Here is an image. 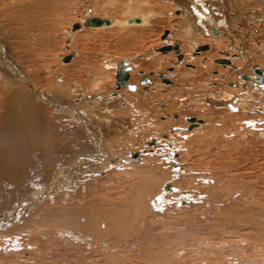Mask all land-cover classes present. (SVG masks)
Here are the masks:
<instances>
[{
    "label": "rangeland",
    "instance_id": "obj_1",
    "mask_svg": "<svg viewBox=\"0 0 264 264\" xmlns=\"http://www.w3.org/2000/svg\"><path fill=\"white\" fill-rule=\"evenodd\" d=\"M90 1L66 0L63 6L60 0H0L1 36L3 35L5 42L8 41V48L13 44L11 47L16 61L20 64L21 60L20 65H29V70L36 72L37 69L43 71L45 65L51 63V71L56 67L54 72L65 71L64 75L68 74V78L74 79L71 86L80 81L76 87L82 90L73 92V98L78 94L83 96V90L90 89L96 74L97 77L105 72L112 75L117 66L115 63H120V60H129V65L133 68L130 84H137L143 74L153 75L152 80L162 87L154 94L150 93L146 97L138 92L123 91L122 94L126 93V96L122 95L125 104L121 103L120 108H112V115H108L112 120L122 121L123 127L112 126L113 129L109 128L108 133H103L102 150L97 155H100V159H107L111 155L124 157L130 153L132 156L143 149L144 142L158 138L163 132L172 137L171 141L179 155L178 160L184 163V174L178 173V170L173 171L172 166H169V173L164 169L150 170L149 161H159L155 153L149 155V158L145 157V161L128 158V165H112L100 177L84 174L76 180L77 177L74 176L76 179L71 183L73 186L68 187L71 189L59 188L71 195L68 198L59 195L61 204L54 206L56 209L50 210L41 201L39 206L36 204L33 210L28 211L30 218L27 215L21 220L23 232L20 227L11 229L12 232H7L8 234L0 232V264H141L152 260L158 264H264V85L260 75L255 74L256 69L264 74V50L260 47L264 41V23L260 25L250 21L254 28L251 31L252 29L241 27L239 21L231 20V23L236 21V24L230 28L245 37L237 39L236 45L241 47L246 41L253 54L256 50H263L262 55L256 53L259 56L254 58L252 66L245 61L242 67L237 68L253 79L247 86L240 85L236 89L227 83L230 80L229 73L232 72L229 67L231 64L209 63L214 69L204 70L198 67L204 65L200 61L197 67L193 64L190 67L191 63L184 61L182 65L175 67L174 63L178 60L172 61L174 57L171 60L165 59L166 55L153 51L161 47L164 32L175 29L182 19L176 15L174 3L168 6L170 2L162 0H150L148 3L107 0L105 5L94 8L90 6ZM254 7L258 12V6ZM149 10L158 16L155 14V17H151L147 25L128 28L114 26V29L105 28L100 29L101 31L82 30L72 37L67 33L71 24H77L91 11L99 17L122 21L129 19L131 15L145 14ZM26 21L30 24H25ZM35 21L40 22L38 25L41 26L35 24L36 28L32 27ZM10 25L13 29H10ZM28 28L30 29L27 30ZM11 30L15 35L20 34V37L17 35L18 37L13 36L15 39H7L6 35H10ZM30 30H35L36 34L39 32V39L43 42L36 39V42L33 40L34 42L29 43L30 39L24 40L30 38ZM258 34L259 45L255 42ZM168 38L165 41L169 43L177 41L175 37ZM69 39L72 40L70 43ZM20 40L29 46L21 47L23 44ZM219 42L222 48L229 45L222 37ZM183 46L187 47L185 43ZM68 50L76 52L77 59L69 67H63L58 62ZM218 50L220 49L213 46L211 55L215 58L220 56ZM35 51L36 54H33ZM68 55L64 58L65 64L70 62L67 61ZM28 60L32 62L29 61V64ZM220 67L223 71L217 73L218 77L213 82V72L219 71ZM173 68L175 71L171 76L170 69ZM43 72V76L50 74L45 70ZM234 74L239 78L240 73L234 71ZM232 79L234 82L235 77ZM114 80V77L102 79L100 89L97 86L93 92L99 91L104 95L115 91ZM164 80L169 83H164ZM42 84L45 86V83ZM169 86L171 88H167ZM165 88L167 89L162 90ZM51 90L53 93L57 92L53 88ZM221 91L224 95L239 96V100L235 97L233 103V108L239 109L237 113L231 112L228 106L202 100L204 96L207 98L209 94ZM196 95L199 97H194ZM214 95L219 96L216 93ZM97 106L102 107L103 102ZM6 115L8 112L0 109L2 123L10 118ZM186 118L203 121V124L200 125L201 128L183 132V129L190 127ZM168 128L171 131L175 128L181 130L172 134ZM88 139L92 141V138ZM159 151L165 155L168 152L167 149ZM53 164L54 167L57 164L56 157ZM174 164L172 165L176 167L178 162ZM102 165L97 163L95 167L101 170ZM43 183L47 188H54L49 179H45ZM164 183L172 184L180 191L189 190L194 198L188 199L183 206H177L181 201L179 193L158 190ZM15 199L21 202L25 197L20 195ZM26 199L30 201L28 195ZM0 208L6 210L7 206ZM87 242L90 243V248L87 247Z\"/></svg>",
    "mask_w": 264,
    "mask_h": 264
},
{
    "label": "bare ground",
    "instance_id": "obj_2",
    "mask_svg": "<svg viewBox=\"0 0 264 264\" xmlns=\"http://www.w3.org/2000/svg\"><path fill=\"white\" fill-rule=\"evenodd\" d=\"M50 1H52V0H50ZM60 1H61L62 5L64 6L66 0H60ZM105 1H107V0H91L89 2V4H90V6H93L94 8H98L101 4L105 5L106 4ZM149 1L150 0H136V2H141V3H148ZM154 1H157V0H154ZM162 1L163 2H165V1L170 2L169 5L167 4L168 6H171L174 3L175 7L177 8V11H175V13H176V15H178V17H180L182 19L179 20V23L176 25L177 27L175 29L165 31L164 35L162 36L163 43L162 44L160 43L161 47H159V48L162 49L164 47H170V49L165 50V51H160V49L158 48V49L153 50L155 53H161L163 55H166L165 59L171 60V57H174V59L172 61H174L175 59H176L175 61H177V60L179 61V62L177 61L176 63H174L175 67H178L184 61H186L187 63L188 62L191 63V65H189L190 67H192V64L196 66L198 64V62L200 61V63H202L204 65L203 66L199 65L198 67H199V69H204V70L208 69V68L214 69V67H211L209 63H211V64L217 63V64H224V65L225 64H231L229 67L232 68V72L229 73L230 80L228 79L229 81L227 82L231 88L234 87V88L238 89V88H240L239 87L240 85H246L247 86L248 83L251 82L253 77H250L249 75H245V73H242V71H240V70L238 71L237 68L242 67L243 63L245 61L247 62L246 64L252 66L253 62H254V58L256 56H259L257 54L262 55V52L264 50V41H262L261 42L262 45H260V47L263 50H260V52H257V50H256L257 54L256 53L253 54L252 50H251V46H249V44L246 41H244L243 45L241 44V47L236 45L237 39H243L245 37L242 34L236 33L235 29H231L230 27H231V25L234 26L236 24V21H239L241 27L247 28L249 30L252 29L251 31H253L254 28L251 26L250 21L255 22V23H259L260 25H261V23L263 24L264 23V0H162ZM41 2H42V0H41ZM167 2H165V3H167ZM21 3H23V2H21ZM21 3H19V4L21 5ZM32 3H30V4H32ZM160 4H162V3H160ZM47 5H46V8L51 10V7L50 6L48 7ZM254 5L258 6V12H256V8L254 7ZM59 7H60V5H59ZM163 8H166V7H163ZM38 9H39V7H38ZM88 14L89 15H87L86 18L95 17V18H99V19H108L110 21V25L109 26L102 25L101 27H84L83 23L85 22L86 18H83L82 20L76 22V23L80 24V28L78 30H73L72 29L73 24L70 25L69 30H67V33L69 36L72 37V35L80 32L82 30H88V31L92 30L93 31V30H100V29L103 30L105 28H112V27L114 29V26L115 27L116 26H122V27H126V28H128L129 26H132V27L143 26V25L148 24L149 19L151 17H155L157 15L152 10H149V11H146L145 14L142 13V14H137V15L136 14L131 15L129 19L119 21L116 19L108 18V17H99L98 15H95L92 11L89 12ZM8 18H10V17H8ZM28 18H30V17H28ZM4 19H6V18H4ZM233 19L236 21L234 23H231L232 22L231 20H233ZM32 22H34V21H32ZM27 23H28V21L25 22V24H27ZM38 23H40V22H38ZM38 23L35 21V23H32V25H33L32 27H34L35 24L38 25ZM28 24H30V23H28ZM28 26H26V27H28ZM38 26H41V24ZM255 27H256V25H255ZM8 28H7V30H8ZM11 28H12V26L10 25V29ZM16 28H18V27H16ZM34 28H36V26ZM29 29L30 28H28L27 30H29ZM34 31L30 30V32H31L29 35L30 38L29 37L24 38V40L26 39V41H27V39H30V41H28L29 43L33 40L35 41L36 39L41 40V39H39L41 34H39V32H38V34H36V32H34ZM24 32H25V30H24ZM2 33L3 32L0 31V109L5 111V112H8V115H6V116H10V118H8V121H5L4 123H2L3 121H1L2 118L0 117V121H1L0 122V206H7L6 210H3L4 207H3V209L0 208V232L2 234L3 233L6 234L7 232H10L11 229H16L18 227L21 228V220L28 217L29 216L28 211L33 210V208H35V205L40 204L41 201H43V204H46L47 207L49 206L48 208H50V210L54 209L55 208L54 206H56L58 203L60 205L61 203H60L59 198H58V197H60L59 195H63L66 198H68L69 195H71V194L70 193L68 194L66 191L65 192L62 191L63 189L60 191L59 188L60 187L61 188L67 187V189H68V187L70 185H72L71 183L74 182V180H73L75 178L74 176L77 177V179L75 178L76 180L80 179L81 176H83L84 174L85 175L90 174L93 177L94 176L100 177V175H103V173L106 174V172L108 171L107 168L112 166V165H117V166L128 165L129 159H131V158L133 160H138V161L144 160L145 161V159L147 157L149 158V155L155 154V153L158 156L157 160H159V161L157 162L156 160H154V162H153L152 160H150L149 161V163L151 165L150 170L155 171L157 169H159V170L164 169V171L167 170L166 173H169V166H172L173 171L178 170V173L184 174V168H183L184 163L183 162L180 163L178 160L179 155L176 153L177 148L176 149L174 148V143H173V141H171L172 137H170L169 134H164L163 132L161 133V136L159 135L160 137L158 136V138H152V139L144 142L145 148L143 147V149H141L138 152L135 151L137 156H134L133 154L131 156L130 155L131 153H130L128 156H124V157H121V156L117 157V155H116V157H114L113 155H111L110 157H108L106 159V157L103 155L105 157V159H100L99 158L100 155H97V154H100V152L102 150L101 149L102 148L101 147V141L104 139V135H105V134L103 135V133L104 132L108 133L110 129H113V127H115V128L116 127L117 128L123 127L122 121H119L116 119L112 120L108 116L111 114L112 108H114V109L120 108L122 106L121 103L125 104V100L123 99L122 95L126 96V93L122 94L123 91L124 92L125 91H128V92L131 91V93L132 92H134V93L138 92V93H141L142 96H146V97H148L150 93L154 94V92L160 90L162 87L155 84V82L152 80L153 75L151 76V75H147V74L144 75L143 74L140 79L138 78L139 80L136 82L137 84H130V81L132 78V75H131L132 71L131 70L133 68L131 65H129L130 64L129 60H123V61L120 60L121 61L120 63H118V64L115 63V65H117V66H115L116 68L114 67L115 70L113 68L114 73H112V75L109 73H106L105 71H103L105 73H100V75H101L100 77H97V74H96L95 77H93L94 79L91 82V86L89 85L90 89L87 91L83 90V92H82L83 96L78 94V96L73 98L72 97L73 92H78V90H82L81 88L79 89L76 87V85L79 84V82H80L79 80H78L79 81L78 83L74 84L75 87L73 85L71 86V83L74 79L68 78L67 77L68 74L64 75V74H66L65 71L63 73L54 72L56 70V67H53L55 69H53L54 71L53 70L51 71V66H50L51 63H49L50 65H45V68H44L45 72L46 71L50 72V74L48 73L49 74L48 76L42 75V72L44 70L41 71V69H40V71H38L39 69H37L35 72L32 70H29V68H30L29 65H28V67H26L24 65H20V64H22L21 60H20V64L16 61L15 54L13 52L14 50L11 47V46H13V44L11 46H9V48H8L6 45V44H8V41L5 42L6 40L3 38V35L1 36ZM4 33L6 34L5 31H4ZM10 33H11L10 34L11 36L6 35L7 39H10V40L12 38H14L13 36L18 37L20 35V34L19 35L17 34L18 36L15 35L16 33L15 34L12 33V30ZM23 34H25V33H23ZM27 36H28V34H27ZM171 37H175L177 39V41H175L173 43L172 42L169 43V42L165 41V40H167V38L170 39ZM220 37H222V39H225L229 42V45L226 48L225 47L222 48L221 43L219 42ZM258 37H260L259 34L255 36V42H256V44L259 45V42H258L259 38ZM47 41H49V40H47ZM71 41L69 39L68 43H70ZM20 42L23 44V42L21 40H20ZM183 43H185L187 45L186 48L183 46ZM14 44H15V41H14ZM24 45H25V43L23 45H21V47ZM26 45L24 48H26ZM35 45H36V43H35ZM27 46H29V45H27ZM31 46L32 45H30V47ZM48 46H49V43H48ZM213 46H216L217 49L218 48L220 49V50H218L220 53V56H218L216 58H215V56L211 55V53L213 51ZM30 47H28L29 53H31ZM34 47L32 50H34ZM183 47L187 50H184ZM202 47H207V49L201 50ZM27 51H25V52H27ZM68 51L69 52L67 54L65 53V54H63V56L60 57V62H58V63H61V65L63 67H69V65H72L74 63L75 59H77L76 52H74L73 50H71L72 52H70V50H68ZM23 52H24V49H23ZM36 52L37 51H35V53H33V54H36ZM68 54L71 55L69 57L70 62L68 61L69 63L65 64L64 58ZM192 54L195 55L196 57H194ZM17 56H19V55L17 54ZM38 56H40V55H38ZM30 60H32V58H30ZM30 60H28V62ZM221 60L226 61V62L221 63L220 62ZM124 61H126V65H123V69H125V70L127 69L126 72L124 73V74H126V77H124V75L120 72L117 73L118 68L122 66L121 64H123ZM30 62H32V61H30ZM30 62H29V64H30ZM58 66H59V64H58ZM111 67H113V66H111ZM222 67L226 68L225 66H222ZM222 67L219 68V71L213 72V80L218 77L217 76L218 72L223 71ZM33 68H35V67H33ZM105 68L107 69V66H105ZM233 69H234V71H236V73H240L239 78L236 76V74H234ZM59 70H61V68H59ZM170 71H172V73H170V75L172 74L171 76H173L175 69L174 68L170 69ZM228 71H229V69H228ZM77 74H79V71ZM255 74L260 75V77H261L260 80H261L262 84L264 85V74H262L257 69L255 70ZM45 75H46V73H45ZM117 76H118V79H117ZM110 77L115 78L114 83H113L114 87L116 84V88H114L115 91L108 93L109 96H106L108 94L103 95L99 91H97L95 93L93 92L94 88L96 89V87L99 86V83L102 79L110 78ZM143 77L146 79L143 80ZM232 77H235L234 82H233ZM120 78L125 79V83H122L120 81ZM162 78H164V77H162ZM69 79H71V81H69ZM209 81H211V80H209ZM54 82H55V84H53ZM213 82H215V80ZM42 83H45V86ZM87 83H89V82H87ZM164 83H169V81L164 80ZM46 84L48 85V87ZM154 85H156V86H154ZM56 87L58 88V90ZM78 87H79V85H78ZM51 88H53L54 91L56 90L57 92L53 93L52 92L53 90H51ZM167 88H171V87L169 86ZM167 88L162 89V90H166ZM223 88L224 87H222V90H224ZM97 89H100V86H99V88L97 87ZM94 91H96V90H94ZM231 92L233 93L234 91H231ZM215 93L218 94L219 96L214 95ZM170 96H171V94H170ZM208 96L209 97H207V98L205 96L202 97V100L204 101V99H206V101L207 100L211 101V103L216 102V103L221 104L225 107L228 106L231 108L230 109L231 112L237 113L239 111L238 108L237 109L233 108V103H234L235 97L239 100V96L224 95V93H222V91L221 92H214L213 94H209ZM127 97H128V95H127ZM194 97H199V96L196 95ZM108 98L110 101L108 100ZM126 99H128V98H126ZM101 101L103 102V106L99 108L97 106V104L100 103ZM203 101H201V103ZM122 109L123 108H121V110ZM117 112L118 111H116L115 113H117ZM118 114L119 113H117V115ZM141 114H143V113H141ZM4 116H5V114H4ZM128 119L130 120V118H128ZM186 120L189 122L188 123L189 125H193V128H198V127H200L201 124H203V121L197 122L198 120H194L191 118H186ZM193 120L195 121L194 123H192ZM112 121H113V123H111ZM110 124H112V125H110ZM163 124H164V122H163ZM126 126H128V125H126ZM165 126H167L166 123H165ZM181 128H187V127H181ZM187 129H183V132H185L184 130L189 131ZM179 130H181V129L175 128L173 131H171L169 129V132L174 134V132L178 133ZM112 133H113V131H112ZM182 133H180V134H182ZM88 138H92V141H89ZM107 139H108V137H107ZM140 148H142V147H140ZM161 149L162 150L167 149L168 150L167 155L163 154L164 152L162 153L161 151H159ZM108 151H106V152H108ZM172 153H174L176 156H173ZM108 155H110V154H108ZM19 157L21 159H19ZM54 157L57 158V164H55V167L53 166L54 165L53 164ZM136 157H137V159H136ZM171 160H173L174 163L178 162V165L176 166L177 168H175L174 165H176V164L172 163ZM97 163L103 164L101 170L96 169L95 166ZM172 164H174V165H172ZM52 166L54 168H52ZM160 166H162V168ZM16 178H18L20 180H15ZM45 179L51 180L52 186H54V188L53 187L47 188L48 186L46 187L45 184L43 183L45 181ZM81 181H84V180H81ZM163 185L161 184L160 188L158 190H160V191L166 190V191H171V192H177L180 194L181 201H179L177 203V206H183V205L187 204V200L191 199L193 197L192 193L189 190H182V191L177 190V189H175L176 186H174L172 184H169V185L173 189H168L165 186V185H167L166 183H164ZM49 186H51V185H49ZM81 186H82V184H81ZM69 189H71V188H69ZM73 189H75V188H73ZM20 195H23L25 197V199H24L25 201L21 200V202H17V200L19 201L20 198L19 199H15V198H16V196L20 197ZM27 195L30 197L29 202L26 199ZM6 197H8V198H6ZM37 209H38V207H37ZM50 210H48V211H50ZM38 211H40V210H38ZM40 212H42V211H40ZM51 214L52 213H50V215ZM56 214H58V213H56ZM44 215L42 217H44ZM56 216H58V215H56ZM56 216H54V217H56ZM30 217L31 216H29V218ZM46 217H47V215H46ZM140 217H141V215H140ZM39 218H41V217H39ZM47 219L48 218H46V220ZM144 219H146V218H144ZM36 221L38 222L39 220H36ZM32 222H33V220H32ZM76 222L79 223V221H77V220H76ZM24 224L25 223H23V226H24ZM15 225H16V227H14ZM28 225H30V224L28 223ZM22 228L24 229V227H22ZM22 228H21V231H22ZM5 240H6V238H5ZM11 240H12V238H11ZM11 242H13V240ZM86 245L88 248H90V243L87 242ZM8 247H13V246H8ZM141 264H158V263H155L152 260V261H145V262L143 261V262H141Z\"/></svg>",
    "mask_w": 264,
    "mask_h": 264
},
{
    "label": "water",
    "instance_id": "obj_3",
    "mask_svg": "<svg viewBox=\"0 0 264 264\" xmlns=\"http://www.w3.org/2000/svg\"><path fill=\"white\" fill-rule=\"evenodd\" d=\"M102 25L109 26L110 25V21L108 19H99V18H95V17H90V18H87L85 20V22L83 23L84 27H101ZM79 28H80V24H78V23L73 25V27H72L73 30H77ZM169 49H170V47H164V48L160 49V51H165V50H169ZM203 49H207V47H202L201 50H203ZM70 56L71 55H68L67 61H69V59H70L69 57ZM124 62H123V64H121L122 66L118 68L117 73L120 72V73H122L124 75V77H126V74H124V73L126 72L127 69L126 70L123 69V65H126V61H124ZM220 62L221 63H225L226 61H222L221 60ZM117 79H118V76H117ZM145 79L146 78L143 77V80H145ZM120 81L122 83H125V79L120 78ZM192 128H193V125H190V127L187 130H191ZM172 155L176 156L174 153H172ZM134 156H137V154H134ZM175 168H177V167H175ZM166 188L173 189L170 185H167Z\"/></svg>",
    "mask_w": 264,
    "mask_h": 264
}]
</instances>
